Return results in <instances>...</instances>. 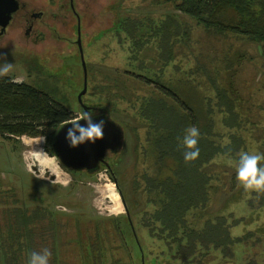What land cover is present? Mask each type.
<instances>
[{
  "label": "rangeland",
  "instance_id": "374dc122",
  "mask_svg": "<svg viewBox=\"0 0 264 264\" xmlns=\"http://www.w3.org/2000/svg\"><path fill=\"white\" fill-rule=\"evenodd\" d=\"M80 2V9L89 5L94 9L98 19L94 25L100 30L98 37L81 43L87 80L86 93L82 96L85 106L91 107L115 99L116 102L119 97H128L132 92L142 94L143 89H149L156 97L163 96L155 85L149 84L146 88L136 79L138 74L147 76L150 73H156L157 78L162 76L166 87L181 96L180 99L196 104L201 98L212 96L205 73L217 68L218 63L212 61V56L215 57L216 53L222 57L225 55L234 63L231 82L234 83L235 91L231 90L230 96L239 100L240 111L249 122L247 129L251 132L246 130L242 133L247 151L264 152V54L259 46L233 36L228 40L206 37L192 20L174 10L166 0ZM175 14L178 17L172 19L176 23L180 19V23L183 22L185 26L182 33L171 31L175 36L168 40L172 56L170 65L164 69L161 67L160 58H166L167 54L158 50L157 44L154 45L158 38L150 39L149 44L136 50L134 59L129 60L130 42L117 28L119 18L129 15L164 17ZM11 36L13 38H7L0 44V55L14 65V71L8 78L17 80L15 83L32 86L78 117L80 106L77 97L83 88V71L77 47L71 43L32 46L27 45L20 34L15 38L14 32ZM196 65L199 67L197 72ZM186 71L191 73L190 77L185 78ZM221 77L227 79L224 73ZM171 101L167 99L168 104ZM132 114L121 102L117 103L115 112L110 113V118L123 132L122 146L112 166L117 187L105 169L96 175L64 169L49 153L51 129L45 137L39 138L21 137L8 141L0 136V264H27L32 252L29 245L34 229L45 225L44 220H37L35 226L24 227L22 223L27 221L23 217L30 215L31 210L19 214L20 208L33 211L35 208L46 209L38 214L52 212L60 221L62 232L69 233L64 236L66 242L77 240L72 229V223L76 220L87 224L86 227H92L96 220L107 223L108 220L120 219L123 223L126 210L128 214H135L143 208V196H140V192L136 193L133 183L135 168L142 158V150L139 148L145 144V129L144 124ZM222 134L214 138L216 144L229 143L228 136ZM147 153L146 163L153 164L155 154L149 149ZM166 163L168 168L161 175L160 170L155 168L147 171L148 176L162 179L168 175L170 162ZM48 166H51L54 173ZM205 171L213 187L208 209L213 213L221 210L225 201L229 197L233 198L241 186L236 178V163L230 159L216 158ZM236 204L230 210L237 216H247L243 207ZM121 227L124 225L121 224ZM135 228L150 261L156 264H181L171 255L174 247L170 248L163 241L151 238L145 229L138 226ZM30 230L33 231L32 236L29 235ZM231 233L239 236L242 227L232 228ZM36 238L35 242H46L44 235H36ZM133 250L134 258H137L135 248ZM208 260L214 259L208 257Z\"/></svg>",
  "mask_w": 264,
  "mask_h": 264
},
{
  "label": "trees",
  "instance_id": "16d2710c",
  "mask_svg": "<svg viewBox=\"0 0 264 264\" xmlns=\"http://www.w3.org/2000/svg\"><path fill=\"white\" fill-rule=\"evenodd\" d=\"M166 1L171 3L174 10L192 20L206 37L228 40L233 36L256 44L264 54V0ZM176 15L120 17L116 25L130 42L129 60L134 59L135 51L147 46L150 39L158 38L154 45L157 44V49L167 54L166 58H160L161 67L164 69L169 66L172 56L168 40L175 36L171 31L182 33L185 26L183 22L180 23V19L176 20L177 23L172 19H176ZM223 56L217 53L215 57L212 56V61L218 63L217 68L210 73L205 72L212 96H205L196 104L180 99L181 96L166 87L162 76L157 78L156 73H150L147 76L138 74L136 79L146 88L149 84L155 85L163 96L156 97L149 89H143L142 94L132 92L128 97H119L120 101L115 102V99L109 103L104 100L105 103L86 106V111H90L93 118L105 117L114 122L110 113L115 112L117 103H124L135 119L144 124L145 129V144L139 148L142 158L135 168L133 183L136 193L140 192V196H143V208L135 214L129 213V218L125 216L124 224L120 219L108 220L107 223L96 220L92 226L97 230L94 232L95 238L83 237L85 241L133 244L130 251H114L115 255L111 256L114 264H156L145 255L136 226L145 229L151 238L163 241L170 248L174 247L171 255L181 264H264V195L251 192L248 198L249 192L241 187L233 198L229 197L225 201L221 210L213 213L208 210L213 187L205 169L219 157L237 164L239 153L248 152L242 133L249 131V122L240 111L239 100L232 98L229 93L235 91L234 83L231 82L234 63ZM198 70L196 65V72ZM222 73L228 80L221 77ZM184 75L187 78L191 73L186 71ZM224 83L226 86H223ZM167 99L172 100L171 104L167 103ZM72 117L71 111L32 86L13 83L8 77L0 79V136L3 139L10 141L21 137H45L51 129L49 153L54 156V135ZM190 126H196L200 131V156L194 162L185 163V149L180 143ZM222 133L228 136L229 143L216 144L214 138L218 135L221 137ZM147 149L156 156L153 164L146 163ZM164 161L170 162L169 174L162 179L150 178L148 170L156 168L161 175L168 168ZM100 169L106 167L101 166ZM235 203L243 207L247 216H237L230 210ZM30 210L20 208L19 214H26ZM41 210L46 209L35 208L37 215H24L27 222L22 224L28 227L35 226L37 220H50L54 242V231L59 226V220L52 212L38 214ZM72 226L85 228L88 225L76 220ZM237 226L242 227V233L234 236L231 230ZM32 232L29 231L30 236ZM81 236L78 231V241H82ZM36 239L32 237L31 244ZM133 248L138 254L137 258H134ZM208 257L215 261L208 260Z\"/></svg>",
  "mask_w": 264,
  "mask_h": 264
},
{
  "label": "flooded vegetation",
  "instance_id": "af4514ba",
  "mask_svg": "<svg viewBox=\"0 0 264 264\" xmlns=\"http://www.w3.org/2000/svg\"><path fill=\"white\" fill-rule=\"evenodd\" d=\"M80 3V0H15L16 10L12 13L10 21L5 26L0 25V44L7 38H13L11 35L15 32V38L20 34L27 45L71 43L78 49V42L80 44L90 42L98 37L100 31L96 24L94 25V21L98 20L94 15V9L90 5L80 9L78 6ZM117 155L118 153L113 154L110 152H106L104 155V161L108 165L105 170L116 184V187L117 180L112 166ZM101 166L104 165L100 164L98 170L94 173L78 172L96 175L101 170ZM30 214L37 215L33 210ZM125 216L129 218L127 210ZM129 222L132 230V223ZM44 224L48 226L35 228L33 239L35 240V235L43 233L46 242L34 241L29 246L32 251H40L43 248L50 249L52 252L51 264H114L111 258L112 255H115L114 251H130L133 247L131 243L85 241L84 238H95L94 232L97 231L95 227H73L72 229L75 232L73 234L76 235L77 240L66 242L64 236L69 233L62 232L63 228L57 226L54 231L53 242L51 240L53 239V230L50 226V220H44ZM69 230L70 228H68V232ZM78 231L82 235L80 238L84 237L82 241H78Z\"/></svg>",
  "mask_w": 264,
  "mask_h": 264
},
{
  "label": "clouds",
  "instance_id": "9594fccd",
  "mask_svg": "<svg viewBox=\"0 0 264 264\" xmlns=\"http://www.w3.org/2000/svg\"><path fill=\"white\" fill-rule=\"evenodd\" d=\"M14 71V65L8 62L5 56L0 55V79L10 77ZM13 83L17 80H12ZM66 140L70 146L75 148L86 142L95 143L103 138L104 122H94L93 114L84 111L78 114V118H70ZM80 121H84L81 124ZM63 126V127H64ZM200 131L196 126H190L185 130V134L180 146L185 149L183 158L185 163L196 161L200 156L198 147ZM42 152V151H40ZM237 180L245 192H254L264 195V153L240 152L236 164ZM52 252L48 248L40 251H32L27 259V264H51Z\"/></svg>",
  "mask_w": 264,
  "mask_h": 264
},
{
  "label": "water",
  "instance_id": "95a60500",
  "mask_svg": "<svg viewBox=\"0 0 264 264\" xmlns=\"http://www.w3.org/2000/svg\"><path fill=\"white\" fill-rule=\"evenodd\" d=\"M15 10V0H0V21H2L0 25L5 26L10 21L11 15ZM77 46L83 71V88L77 97V101L80 108L86 111L87 107L82 102V96L86 93L87 88L86 66L80 42L77 43ZM93 121L97 123L100 121L104 122L103 138L96 140L95 143L86 142L73 148L66 140L68 127H71V125L64 126L65 123L56 131L52 142V150L54 157L62 166L72 171L94 173L98 170L100 164H103L105 167L108 166L104 161L106 152L113 154L119 152L123 141V132L120 127L105 117L93 118ZM80 123L84 124L85 122L80 121ZM132 232L135 236L133 227Z\"/></svg>",
  "mask_w": 264,
  "mask_h": 264
},
{
  "label": "bare ground",
  "instance_id": "6f19581e",
  "mask_svg": "<svg viewBox=\"0 0 264 264\" xmlns=\"http://www.w3.org/2000/svg\"><path fill=\"white\" fill-rule=\"evenodd\" d=\"M50 168V170L54 173V170H52L51 166H48Z\"/></svg>",
  "mask_w": 264,
  "mask_h": 264
}]
</instances>
